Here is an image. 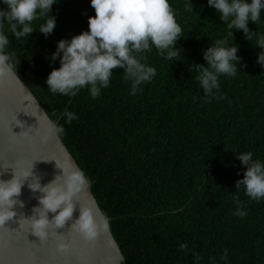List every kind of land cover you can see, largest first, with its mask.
Wrapping results in <instances>:
<instances>
[{
	"label": "trees",
	"instance_id": "trees-1",
	"mask_svg": "<svg viewBox=\"0 0 264 264\" xmlns=\"http://www.w3.org/2000/svg\"><path fill=\"white\" fill-rule=\"evenodd\" d=\"M168 3L181 27L175 44L181 58L165 60L154 48L144 53L142 62L156 75L135 95L119 68L95 99L86 87L69 97L44 83L59 66L58 58L50 59L56 42L87 30L94 15L89 0L52 5L55 27L47 37L34 30L17 40L7 33L11 69L63 128L58 136L85 174L127 264H264V199L250 200L234 188L243 174L236 155L250 151L264 162V68L256 62L264 11L248 23L252 34L233 30L231 38L207 0ZM219 39L238 46L241 60L234 76L219 77L223 98L216 99L204 95L193 65H203L202 50ZM66 112L76 119L66 122ZM238 206L243 217L234 215Z\"/></svg>",
	"mask_w": 264,
	"mask_h": 264
},
{
	"label": "clouds",
	"instance_id": "clouds-1",
	"mask_svg": "<svg viewBox=\"0 0 264 264\" xmlns=\"http://www.w3.org/2000/svg\"><path fill=\"white\" fill-rule=\"evenodd\" d=\"M57 3L58 0H0L3 5L0 7V74L12 68L14 59V54L7 51L10 43L7 33L17 40L28 38L34 30L47 37L55 27L51 6ZM187 3L191 4V0ZM89 5L94 15L87 17V30L56 42L50 59L57 61L58 58L59 66L51 69L44 81L49 92L71 97L86 87L91 98L95 99L101 89L109 86L112 70L119 68L130 84L129 94L135 95L140 85L156 75L154 67L142 62L144 53L154 48L165 60L172 62L181 58L180 49L175 47L181 38V27L168 0H89ZM207 5L219 13L220 21L226 22L231 38L233 30L241 31L245 38L252 34L248 23L256 24L264 11V0H207ZM45 17L42 24L33 27L34 20ZM256 47L260 49L256 62L264 68V36L256 40ZM237 51L238 46H229L226 39L216 40L202 50L205 63L193 66L197 72L195 79L206 97L223 98L222 94L217 95L219 77L236 74L241 60ZM65 118L66 122H71L76 116L66 112ZM45 131L59 134L63 128H53L49 121ZM234 158L243 168L242 177L235 181L234 188H242L250 200L264 199V162L253 160L250 151ZM61 170L62 175L44 186L32 176L30 168H20L13 171L9 180H0V226L15 216L14 205L22 206V202L14 197L19 196L21 186L32 176L27 187L40 195L36 198L33 214L20 223L27 225L40 241L47 240L50 234L58 235L53 230L63 228L70 219L69 229L84 241H93L101 229L106 231L109 227L107 217L97 223L87 205L78 204V216L72 219L73 198L88 181L79 169ZM240 209L238 206L234 215L243 217L245 212ZM49 213H52L51 217ZM58 248L65 250L67 245L61 243ZM179 248L186 249L187 245L181 243ZM226 256L227 250L220 259L225 260Z\"/></svg>",
	"mask_w": 264,
	"mask_h": 264
},
{
	"label": "water",
	"instance_id": "water-1",
	"mask_svg": "<svg viewBox=\"0 0 264 264\" xmlns=\"http://www.w3.org/2000/svg\"><path fill=\"white\" fill-rule=\"evenodd\" d=\"M49 121L43 107L12 69L0 74V180H9L20 168H30L32 176L44 186L62 175L61 169H79L58 134L45 131ZM52 127L57 123L52 122ZM32 176L14 197L22 206L14 205L15 216L0 226V264H127L109 227L88 242L69 229L70 219L63 228L53 230L58 235L50 234L40 241L27 225H21L33 214L40 195L27 187ZM73 204L72 219L78 216V204L87 205L97 223L104 218L88 182L74 196ZM61 243L67 245L65 250L58 248Z\"/></svg>",
	"mask_w": 264,
	"mask_h": 264
}]
</instances>
